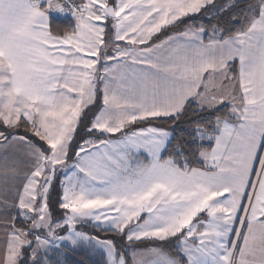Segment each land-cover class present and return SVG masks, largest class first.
Wrapping results in <instances>:
<instances>
[{"label": "snow or ice", "instance_id": "1", "mask_svg": "<svg viewBox=\"0 0 264 264\" xmlns=\"http://www.w3.org/2000/svg\"><path fill=\"white\" fill-rule=\"evenodd\" d=\"M0 264H264V0H0Z\"/></svg>", "mask_w": 264, "mask_h": 264}, {"label": "trees", "instance_id": "2", "mask_svg": "<svg viewBox=\"0 0 264 264\" xmlns=\"http://www.w3.org/2000/svg\"><path fill=\"white\" fill-rule=\"evenodd\" d=\"M72 259H74V260H81V259H86V257H82L80 255H76V256L72 257ZM90 259H94V258H90Z\"/></svg>", "mask_w": 264, "mask_h": 264}]
</instances>
